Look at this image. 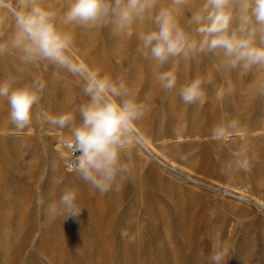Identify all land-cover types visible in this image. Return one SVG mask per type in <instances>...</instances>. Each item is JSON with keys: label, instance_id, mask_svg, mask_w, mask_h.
<instances>
[{"label": "rangeland", "instance_id": "obj_1", "mask_svg": "<svg viewBox=\"0 0 264 264\" xmlns=\"http://www.w3.org/2000/svg\"><path fill=\"white\" fill-rule=\"evenodd\" d=\"M46 3L58 13L65 10V0ZM205 4L189 0L181 8V23ZM0 9V33L7 36L11 11L1 3ZM67 30L74 35L68 55L78 70L46 61L23 64L18 53L6 52L0 56V79L14 76L19 85L42 79V110L75 112L79 123L76 110L89 99L83 92L85 75L122 77L150 107L136 122L149 148L133 149L132 174L119 181L118 189L114 185L100 194L66 169L65 155L60 171L55 170L53 134L62 128L34 120L30 129L18 131L7 103H0V264H212L213 241L228 247L224 264H264V208L258 205H264V92L259 87L264 69L225 72L212 54L176 57L158 68L136 52L135 34L76 25ZM166 70L177 74V87L170 92L156 79ZM197 76L211 77L207 100L184 104L178 89ZM220 87L222 100L215 93ZM221 116L241 122L244 141L225 144L212 138ZM242 142L248 145L250 167L229 173L226 165ZM69 188L78 193L79 216L46 215L47 204Z\"/></svg>", "mask_w": 264, "mask_h": 264}, {"label": "clouds", "instance_id": "obj_2", "mask_svg": "<svg viewBox=\"0 0 264 264\" xmlns=\"http://www.w3.org/2000/svg\"><path fill=\"white\" fill-rule=\"evenodd\" d=\"M188 3L189 0H167L166 4L162 0H65V10L58 13L46 0H13L10 34L0 33V56L15 52L23 64L46 61L69 71L78 70L68 55L73 51L74 35L67 29L76 25L108 27L115 35L135 34L136 52L158 68L176 57L189 60L198 54H212L219 59L217 68L225 72L264 69V0H206L202 9L194 8L181 23V8ZM156 79L162 90L170 92L177 87L173 70L160 72ZM211 83V77L197 76L179 87V97L187 105L203 104L207 100L205 85ZM259 87L264 92V84ZM45 88L46 83L39 78L23 85L14 76L0 79V103H7L12 125L23 131L36 120L69 128L68 170L100 194L114 185L118 189L119 181L133 172L132 151L142 143L136 122L150 111L149 105L137 99L122 77L92 71L84 77L83 92L89 99L76 110L80 116L76 123L75 112L52 114L42 110ZM215 93L222 100L225 90L220 87ZM211 135L218 142L235 143L237 138L244 141L246 129L238 119L221 116ZM233 155L226 165L227 172L250 167L246 142L240 143ZM77 196L75 189H65L58 200L47 204L45 214L79 216L82 209L77 207ZM127 235L122 232V236ZM227 255V245L213 241L212 264H224Z\"/></svg>", "mask_w": 264, "mask_h": 264}, {"label": "bare ground", "instance_id": "obj_3", "mask_svg": "<svg viewBox=\"0 0 264 264\" xmlns=\"http://www.w3.org/2000/svg\"><path fill=\"white\" fill-rule=\"evenodd\" d=\"M0 3L2 5H4V7L7 10L12 11V8L10 6L11 4L7 0H0ZM61 130L62 129L55 130V132L53 134L55 140H54L53 147H52V150H51V154L54 156L53 157V159H54V168H55L56 171H60L61 162H63L62 161L64 159L63 156L65 155V150L63 149V145H64L63 144V137L68 136V138H70V135H71L69 133L65 134ZM68 138H66V140ZM141 138H142V143L139 144L140 147L143 148V149H148L149 148V141L146 138H143V137H141ZM65 141H64V143H65ZM186 177L189 178V179H193L191 176H186ZM193 180H195V179H193ZM258 205H261V207L264 208V205L262 203H258Z\"/></svg>", "mask_w": 264, "mask_h": 264}, {"label": "built area", "instance_id": "obj_4", "mask_svg": "<svg viewBox=\"0 0 264 264\" xmlns=\"http://www.w3.org/2000/svg\"><path fill=\"white\" fill-rule=\"evenodd\" d=\"M68 139L64 143V150H65L64 165H65L67 170H68L69 160H70V157H71V153L69 152V145L67 143ZM76 155H79V152H77Z\"/></svg>", "mask_w": 264, "mask_h": 264}, {"label": "crops", "instance_id": "obj_5", "mask_svg": "<svg viewBox=\"0 0 264 264\" xmlns=\"http://www.w3.org/2000/svg\"><path fill=\"white\" fill-rule=\"evenodd\" d=\"M61 131H63V133H69V134H71V132H70V129L69 128H62V130Z\"/></svg>", "mask_w": 264, "mask_h": 264}]
</instances>
